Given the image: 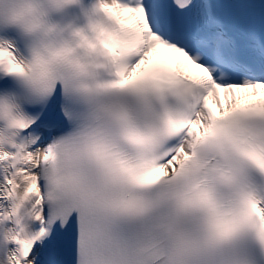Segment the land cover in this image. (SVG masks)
Returning <instances> with one entry per match:
<instances>
[{
	"label": "snow or ice",
	"instance_id": "6c2138e0",
	"mask_svg": "<svg viewBox=\"0 0 264 264\" xmlns=\"http://www.w3.org/2000/svg\"><path fill=\"white\" fill-rule=\"evenodd\" d=\"M100 7V97L37 91L0 41V264H264V2Z\"/></svg>",
	"mask_w": 264,
	"mask_h": 264
},
{
	"label": "clouds",
	"instance_id": "9594fccd",
	"mask_svg": "<svg viewBox=\"0 0 264 264\" xmlns=\"http://www.w3.org/2000/svg\"><path fill=\"white\" fill-rule=\"evenodd\" d=\"M102 2L110 0H0V32H15L22 41L24 78L34 89L58 81L66 96L107 92L118 53Z\"/></svg>",
	"mask_w": 264,
	"mask_h": 264
}]
</instances>
